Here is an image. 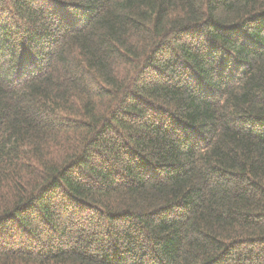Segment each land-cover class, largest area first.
<instances>
[{
    "label": "trees",
    "instance_id": "trees-1",
    "mask_svg": "<svg viewBox=\"0 0 264 264\" xmlns=\"http://www.w3.org/2000/svg\"><path fill=\"white\" fill-rule=\"evenodd\" d=\"M0 264H264V0H0Z\"/></svg>",
    "mask_w": 264,
    "mask_h": 264
}]
</instances>
